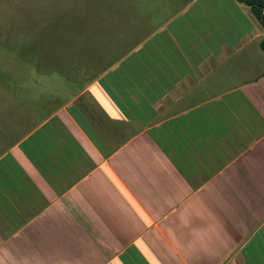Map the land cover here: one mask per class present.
<instances>
[{
	"label": "crops",
	"instance_id": "0c3cea01",
	"mask_svg": "<svg viewBox=\"0 0 264 264\" xmlns=\"http://www.w3.org/2000/svg\"><path fill=\"white\" fill-rule=\"evenodd\" d=\"M148 14L80 94L0 123V264H264V29L238 0Z\"/></svg>",
	"mask_w": 264,
	"mask_h": 264
},
{
	"label": "rangeland",
	"instance_id": "374dc122",
	"mask_svg": "<svg viewBox=\"0 0 264 264\" xmlns=\"http://www.w3.org/2000/svg\"><path fill=\"white\" fill-rule=\"evenodd\" d=\"M98 3L100 7L93 6ZM183 3L184 0H136V2L135 0H0V46L4 47V52L0 51V73L4 69L21 68L24 64L22 59L25 58L19 60L16 53L6 56L13 51V47H17L24 41L33 43L40 38L43 50L33 53V59L56 66V77H37L39 71L33 68L30 72L33 78L31 82L33 95L30 98L33 102L38 100V106L42 107L44 104L48 105L43 100L44 96H48L49 104L52 106L55 102L53 97L58 93L55 98L59 99L60 106L80 94L78 92L84 89L82 80H86L87 75L92 77L98 75L96 69H98L99 59L108 57L113 49L122 48L121 43L131 33L143 31V34H147L148 31L140 30L139 25L142 24L145 28L149 18H154L153 14H148L149 10H153L157 5L162 8L173 6L177 10ZM104 14L106 16H103ZM95 18L96 20L104 18V24L86 23V20ZM100 25L104 26L105 34L101 33ZM84 29L90 30L89 38H84L82 34ZM41 33L44 35L41 36ZM124 35L126 38H122ZM132 37L129 38L130 41L138 40ZM111 53L112 56L115 55L114 52ZM4 62L6 64L1 65ZM110 62L112 60L108 63L111 64ZM88 64L93 66L90 67L93 72L79 70ZM68 75L70 77L75 75V78L68 80ZM13 94H15L14 91L11 92L9 89L7 92L6 87L0 83L1 125L3 128L6 126L14 129L18 126H34L35 122L32 120L35 118V113L28 114L27 99L18 100ZM24 106L26 109L23 111L21 109ZM10 107L14 108L13 113L18 110L12 118L13 121L10 120L8 110ZM24 112H26L25 115ZM20 113L23 117L19 116Z\"/></svg>",
	"mask_w": 264,
	"mask_h": 264
},
{
	"label": "trees",
	"instance_id": "16d2710c",
	"mask_svg": "<svg viewBox=\"0 0 264 264\" xmlns=\"http://www.w3.org/2000/svg\"><path fill=\"white\" fill-rule=\"evenodd\" d=\"M121 1H125V0H121ZM136 2V0H135ZM239 3L244 4L246 6H248L253 15L258 19V21L261 23L263 29H264V0H238ZM140 3V2H139ZM93 6L95 7H100V4H93ZM103 16H106L105 14ZM87 17H85L86 19ZM91 18V17H90ZM88 19V18H87ZM96 23L98 22L99 24H104L105 20L100 19V20H96L95 19H90V20H86V23ZM88 24V26L90 25ZM102 26V25H100ZM102 31L101 33H106L104 26L101 27ZM104 28V29H103ZM71 34H74V31L71 32ZM82 34H84V38H89V34H90V30L88 29H84L82 31ZM41 36L42 33L40 34ZM83 36V35H82ZM137 38V37H136ZM138 42H128L125 43L124 41L121 43L122 48L118 49L116 48V50L114 51L115 55L111 56L112 62H110L111 64H109L108 62L110 60L107 59V57H103L101 59L98 60L99 64H98V69H96V71L98 72L97 76H100L102 73H104L108 68H110L111 66H113V64H115L116 62H118L123 56H125L127 53H129L134 46L137 45ZM3 45L0 46V51L4 52V47H2ZM263 52H264V38L261 41L260 44ZM43 50V47L41 48V39L39 38L38 41H34L33 43H26L25 41L19 45H17V47H13L12 48V52L7 54L6 56L9 57L11 56L13 53H16L19 56V60L22 58L24 61V64H22L21 68H17V69H4L3 67V72L0 73V83L2 86L6 87V91L9 92V89L12 91H14L15 94H13L16 98H18V100H29L31 99L30 97L33 95L31 94V90H32V85L31 82L33 80V78L30 75V72H32L33 68H37L39 73L36 75L37 77H48V78H53L56 77L55 73H56V66H54L52 63L48 64V63H44L43 61L37 62L33 59V53H37L39 52V50ZM6 54V53H5ZM105 58V59H104ZM51 61V60H50ZM6 63H2L1 65H5ZM106 64H109L108 66H105ZM91 65L89 66H85L79 70H90V72L93 70L90 69ZM93 67V66H92ZM91 67V68H92ZM95 71V72H96ZM97 76H91V75H87V79L82 80V85L85 86L87 84H89L91 81L95 80V78ZM68 80H70V78L74 79V77L70 75L67 76ZM91 79H90V78ZM77 79V78H76ZM53 80V79H51ZM58 93L55 94V97L57 96ZM53 97L54 99V104L52 105V112L56 111L60 106L58 105V99Z\"/></svg>",
	"mask_w": 264,
	"mask_h": 264
}]
</instances>
